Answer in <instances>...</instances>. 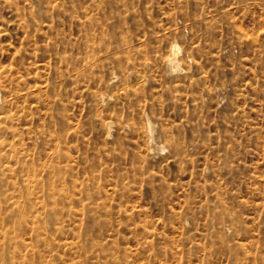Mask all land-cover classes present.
<instances>
[{"label":"rangeland","instance_id":"obj_1","mask_svg":"<svg viewBox=\"0 0 264 264\" xmlns=\"http://www.w3.org/2000/svg\"><path fill=\"white\" fill-rule=\"evenodd\" d=\"M0 220L62 264H264V0H0Z\"/></svg>","mask_w":264,"mask_h":264},{"label":"bare ground","instance_id":"obj_2","mask_svg":"<svg viewBox=\"0 0 264 264\" xmlns=\"http://www.w3.org/2000/svg\"><path fill=\"white\" fill-rule=\"evenodd\" d=\"M89 17V16H88ZM91 35V34H90ZM181 51V46L178 42H174L172 46V53H170L166 62L170 66L172 71H180L181 62L178 59V55ZM150 123V121H149ZM151 129V127H150ZM152 130V129H151ZM153 140V137H151ZM173 147L175 150H179V145L173 141ZM21 225L9 221L0 220V239L4 241L5 250L7 248V253L9 260L6 262H11V264H62L64 263V257L56 253V239L67 240L69 238L70 232L66 231L63 227L57 230L58 235L48 234L38 235L34 226ZM27 228V229H24ZM24 230H32L35 237H24ZM39 230H43L40 228ZM81 247V246H80ZM82 248V247H81ZM83 249V248H82ZM4 253V251H3Z\"/></svg>","mask_w":264,"mask_h":264}]
</instances>
